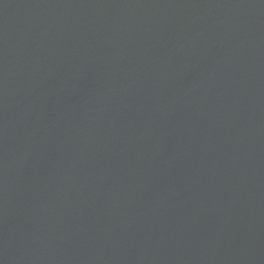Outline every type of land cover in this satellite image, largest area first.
Returning <instances> with one entry per match:
<instances>
[{"label":"water","instance_id":"1","mask_svg":"<svg viewBox=\"0 0 264 264\" xmlns=\"http://www.w3.org/2000/svg\"><path fill=\"white\" fill-rule=\"evenodd\" d=\"M0 264H264V0H0Z\"/></svg>","mask_w":264,"mask_h":264}]
</instances>
